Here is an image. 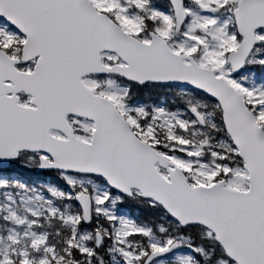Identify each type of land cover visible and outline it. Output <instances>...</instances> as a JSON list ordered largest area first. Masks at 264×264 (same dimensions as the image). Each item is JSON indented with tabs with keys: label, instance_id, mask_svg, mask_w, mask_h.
Here are the masks:
<instances>
[{
	"label": "snow or ice",
	"instance_id": "1",
	"mask_svg": "<svg viewBox=\"0 0 264 264\" xmlns=\"http://www.w3.org/2000/svg\"><path fill=\"white\" fill-rule=\"evenodd\" d=\"M0 264H264V0H0Z\"/></svg>",
	"mask_w": 264,
	"mask_h": 264
}]
</instances>
